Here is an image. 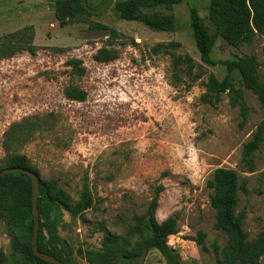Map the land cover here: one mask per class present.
<instances>
[{
    "label": "rangeland",
    "instance_id": "rangeland-1",
    "mask_svg": "<svg viewBox=\"0 0 264 264\" xmlns=\"http://www.w3.org/2000/svg\"><path fill=\"white\" fill-rule=\"evenodd\" d=\"M104 1L85 0L94 9ZM115 1L100 14L60 20L58 5L51 0H0V41L14 32L13 37L25 36L35 50L0 58V167L10 155L24 154L42 179L63 188L72 202L88 187L91 206L75 217L64 211L58 226L74 264H88L78 249H96L106 233L131 243L140 241L148 204L156 193L157 221L176 220L177 232L167 242L182 262L219 264L226 236L213 226L212 190L206 182L216 167L236 169L247 182L237 206L245 212L243 230L248 240L264 233V143L252 156V172L243 171L240 162L242 145L263 111L236 71L232 80L242 88L249 107L243 128L229 92L221 93L215 105L201 99L209 73L218 79L226 75L224 65L200 61L190 27L191 7L210 26L209 0H182L171 10L153 9L174 15L173 32L120 18L113 9ZM92 23L105 24L115 33ZM170 40L180 46L172 52L152 51L156 43ZM100 47L113 50L115 59L95 61ZM186 54L197 63L192 70L185 63L174 64V55ZM211 56L216 61L253 57L264 79L263 35L236 46L219 37ZM73 86L85 90L83 101L64 95V89ZM14 122L27 125L26 132L5 139L3 132ZM198 231L205 233L201 244ZM0 251H10L1 219ZM144 264L166 263L153 248L147 249Z\"/></svg>",
    "mask_w": 264,
    "mask_h": 264
},
{
    "label": "trees",
    "instance_id": "trees-1",
    "mask_svg": "<svg viewBox=\"0 0 264 264\" xmlns=\"http://www.w3.org/2000/svg\"><path fill=\"white\" fill-rule=\"evenodd\" d=\"M85 0L56 1V5L69 3L72 15L90 13L82 6ZM182 0H117L113 4L116 14L125 20L137 21L154 31H175L176 21L171 12H158L153 9L165 7L171 10L173 5ZM105 2V1H104ZM87 3V2H86ZM88 4V3H87ZM89 5V4H88ZM62 20V18H59ZM208 20L206 25L203 17L195 7L190 8V27L203 64L214 66L220 63L226 68V75L218 79L209 73L205 83V93L201 99L210 105L220 101V95L229 92L231 106L239 107L240 120L238 125L243 128L249 114V107L244 99L240 86L232 80V72L236 71L241 84L250 90L257 98L263 111L262 117L256 125L251 137L243 143L240 162L245 172H252L254 164L252 156L264 143V79L259 73V66L253 57L239 56L232 59L216 61L211 52L217 38H222L228 44L236 46L242 43L250 44L256 35L264 36V0H209ZM100 30L115 31L102 23H92ZM0 41V58H7L16 52H34L30 40L25 36L13 37ZM23 34V32H22ZM180 46L177 41H161L152 46V51L157 53L172 52ZM116 53L106 47H100L93 55L97 62H107L115 59ZM175 66L185 63L189 70L196 65V61L188 54L174 55ZM72 63L76 61L71 60ZM78 62V61H77ZM84 72L80 67L79 74ZM64 95L71 100L83 101L86 97L84 89L77 86L64 89ZM33 124V123H32ZM28 126L14 122L3 132L5 139H17L26 131ZM23 167L33 171L39 180L37 206L39 212L38 248L54 255L65 264H74L70 255L72 249L66 250L62 245L63 239L58 232L59 223L63 221V212L67 211L75 217L88 209L92 203V196L88 187L81 192L77 202H72L70 196L55 182H49L40 176L39 170L24 154L10 155L6 164L0 167ZM264 175V171L262 173ZM246 180L240 179L239 172L229 167H216L211 178L206 182L210 193V206L215 211L214 228L226 236V246L218 256L219 264H262L264 255V233L255 240H248L243 230L244 210L238 211L239 193L246 191ZM158 190H161L158 188ZM32 182L26 173L15 172L0 175V219L5 223L10 237V251L5 254L0 251V264H52L35 255L31 243L33 230V214L31 206ZM158 206V193L148 204L145 222L140 233L141 240L131 243L130 240L120 239L116 234L106 233L100 239V246L96 249H78L79 255L88 264H119L126 261L136 264L144 247L157 249L166 264H184L178 251L171 247L168 236L177 232L176 220L168 218L159 223L156 219ZM205 233L198 231L197 240L201 244ZM215 254L218 249L214 243Z\"/></svg>",
    "mask_w": 264,
    "mask_h": 264
},
{
    "label": "water",
    "instance_id": "water-1",
    "mask_svg": "<svg viewBox=\"0 0 264 264\" xmlns=\"http://www.w3.org/2000/svg\"><path fill=\"white\" fill-rule=\"evenodd\" d=\"M53 2L56 1H64V0H51ZM113 2V0H105V2L98 8H91L85 1H82V6L90 13V14H100L104 12ZM56 14L58 18H68L72 15L71 5L69 3H63L57 6ZM15 172H22L26 173L31 177L32 182V195H31V206H32V214H33V230H32V237L31 243L33 247V251L36 256L50 262L52 264H65L63 261L56 258L54 255L46 253L38 248L37 240H38V230H39V212L37 206V195L39 191V180L38 176L31 170L25 169L23 167H4L0 170V175L7 174V173H15ZM147 252V248L144 247L137 259L136 264H144L145 255Z\"/></svg>",
    "mask_w": 264,
    "mask_h": 264
},
{
    "label": "flooded vegetation",
    "instance_id": "flooded-vegetation-1",
    "mask_svg": "<svg viewBox=\"0 0 264 264\" xmlns=\"http://www.w3.org/2000/svg\"><path fill=\"white\" fill-rule=\"evenodd\" d=\"M21 52V51H20ZM19 52H16V53H14L12 56H10V57H13L14 55H16V54H18ZM30 54H34L35 53V50H34V52H29ZM10 57H7V58H10ZM6 58V59H7ZM2 59H5V58H2Z\"/></svg>",
    "mask_w": 264,
    "mask_h": 264
},
{
    "label": "built area",
    "instance_id": "built-area-1",
    "mask_svg": "<svg viewBox=\"0 0 264 264\" xmlns=\"http://www.w3.org/2000/svg\"><path fill=\"white\" fill-rule=\"evenodd\" d=\"M78 230V229H77Z\"/></svg>",
    "mask_w": 264,
    "mask_h": 264
}]
</instances>
